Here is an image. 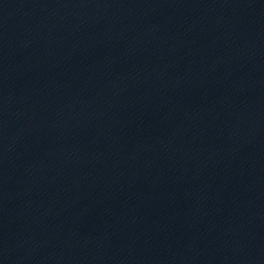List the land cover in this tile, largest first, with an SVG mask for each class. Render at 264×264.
Returning a JSON list of instances; mask_svg holds the SVG:
<instances>
[{
    "label": "water",
    "instance_id": "water-1",
    "mask_svg": "<svg viewBox=\"0 0 264 264\" xmlns=\"http://www.w3.org/2000/svg\"><path fill=\"white\" fill-rule=\"evenodd\" d=\"M0 264H264V0H0Z\"/></svg>",
    "mask_w": 264,
    "mask_h": 264
}]
</instances>
